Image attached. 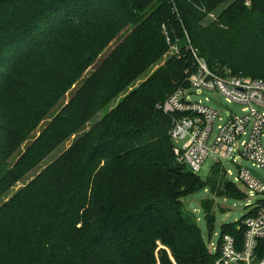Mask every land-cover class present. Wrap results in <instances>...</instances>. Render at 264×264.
Instances as JSON below:
<instances>
[{"label": "trees", "instance_id": "16d2710c", "mask_svg": "<svg viewBox=\"0 0 264 264\" xmlns=\"http://www.w3.org/2000/svg\"><path fill=\"white\" fill-rule=\"evenodd\" d=\"M185 35L211 69L264 81V0H0V201L74 137L0 205V264H213L182 200L245 197L223 167L175 162L158 105L193 70Z\"/></svg>", "mask_w": 264, "mask_h": 264}, {"label": "built area", "instance_id": "2783aa9c", "mask_svg": "<svg viewBox=\"0 0 264 264\" xmlns=\"http://www.w3.org/2000/svg\"><path fill=\"white\" fill-rule=\"evenodd\" d=\"M245 6H249V0H245ZM161 29L168 47L166 53L180 58L178 39L172 38L165 26ZM184 37L183 50L190 55L193 70L186 71V86L158 105L171 118L169 137L175 162L194 175L199 174L207 157L223 168L221 162L226 159L232 163L237 158L250 162L251 168H238L235 183L230 181L227 170L225 176L237 188L241 183L249 194L263 199L242 221L245 231L239 244L234 236L223 234L212 249L210 245L207 249L214 256L213 264H264V249L261 254L258 249V241L264 239V175L253 169L264 172V81L234 75L227 68L211 69L187 35ZM205 92L217 93L226 102L239 105L241 111L223 118L214 107L190 99L192 93Z\"/></svg>", "mask_w": 264, "mask_h": 264}, {"label": "rangeland", "instance_id": "374dc122", "mask_svg": "<svg viewBox=\"0 0 264 264\" xmlns=\"http://www.w3.org/2000/svg\"><path fill=\"white\" fill-rule=\"evenodd\" d=\"M207 98V100H205ZM191 100L197 101L201 100L206 105L214 107L218 113L221 114L223 118H225L229 114L239 113L241 111V107L236 104L228 103L224 100V98L217 93L213 92H205L202 94H195L192 93L190 97ZM99 119V115L93 120L90 124L86 126V130L90 128V126ZM42 129V124L40 127L35 131L34 135H37ZM74 137H72L68 142L64 143V145L60 146L57 150H55L46 160L39 164V166L32 170L31 172L27 173L24 178L16 184V186L6 195L1 201L0 205L7 201L17 190L27 184L38 172L44 169L52 160H54L63 150H65L70 143L73 141ZM23 150V149H22ZM222 165L224 166L225 170L228 171V176L230 181L235 183V179L237 178L238 168L240 167H248L251 168L250 162L243 160L241 158H237L235 163H232L231 160L226 159L223 160ZM214 165V160L211 157H207L204 163L201 166V170L198 176L204 180L210 172L211 166ZM255 169L260 175H264V172L261 169ZM238 189L243 192L244 199L235 200V199H221L218 197L213 196L209 193L208 190L201 191L194 195H191L187 199L182 200V214L184 219L187 222L193 223L197 225L201 232L204 241L207 243V247L212 249L218 242L220 236V227L223 224H233L238 221H243L244 216L249 212L252 206L258 202V200L263 199V197L259 195H252L249 194L248 189L241 183H238ZM204 199H211L212 200V211L215 217V225L214 231L208 241L207 238V231L206 225L204 221V214L200 208V202ZM208 241V242H207ZM212 244V246H211Z\"/></svg>", "mask_w": 264, "mask_h": 264}, {"label": "water", "instance_id": "95a60500", "mask_svg": "<svg viewBox=\"0 0 264 264\" xmlns=\"http://www.w3.org/2000/svg\"><path fill=\"white\" fill-rule=\"evenodd\" d=\"M251 172V174L253 175V176H255V177H257V178H260L254 171H250Z\"/></svg>", "mask_w": 264, "mask_h": 264}]
</instances>
